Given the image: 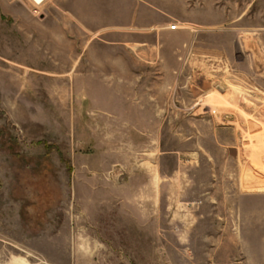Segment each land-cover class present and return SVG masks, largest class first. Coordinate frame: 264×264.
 I'll use <instances>...</instances> for the list:
<instances>
[{"label": "rangeland", "instance_id": "374dc122", "mask_svg": "<svg viewBox=\"0 0 264 264\" xmlns=\"http://www.w3.org/2000/svg\"><path fill=\"white\" fill-rule=\"evenodd\" d=\"M0 264H264V0H0Z\"/></svg>", "mask_w": 264, "mask_h": 264}, {"label": "crops", "instance_id": "0c3cea01", "mask_svg": "<svg viewBox=\"0 0 264 264\" xmlns=\"http://www.w3.org/2000/svg\"><path fill=\"white\" fill-rule=\"evenodd\" d=\"M138 17L140 18L138 13H135L133 16V19L129 23L116 27V28H120V30H117V31L114 30V31H109V32L101 31L104 29L105 26L102 24V20L97 18L96 20H90L89 21L90 24L88 22V26L86 27V30L89 34H91L90 35L91 37L94 35L98 37L100 36L102 39L100 41H102L101 43L103 45L121 43L123 45L130 44L131 45L130 48H165L166 47L164 43L165 40L166 41L170 40V38H174L176 36L179 37L182 33L181 31H183L179 27H178V30H175V32L169 31L167 27L157 28L153 30V25L151 24L147 26H143L142 28L141 25L136 23L139 21ZM130 27L134 28L133 30L135 31L132 33L127 32L126 31L127 28H130ZM121 28H125V29L121 30ZM111 37L113 39H110ZM115 37L116 38L118 37V40H115ZM97 46L99 45L97 44ZM90 48H93V46H91Z\"/></svg>", "mask_w": 264, "mask_h": 264}, {"label": "built area", "instance_id": "2783aa9c", "mask_svg": "<svg viewBox=\"0 0 264 264\" xmlns=\"http://www.w3.org/2000/svg\"><path fill=\"white\" fill-rule=\"evenodd\" d=\"M29 1L32 3V5L34 7V13H36L37 8L41 7L45 3L46 0H29ZM167 29L169 31H175L178 29V26L177 25H170V26H168Z\"/></svg>", "mask_w": 264, "mask_h": 264}, {"label": "bare ground", "instance_id": "6f19581e", "mask_svg": "<svg viewBox=\"0 0 264 264\" xmlns=\"http://www.w3.org/2000/svg\"><path fill=\"white\" fill-rule=\"evenodd\" d=\"M244 97V96H243ZM214 102V101H213ZM212 102V103H213ZM225 102V101H224ZM214 109V108H213ZM241 119V118H240ZM254 121V120H253ZM263 130V129H262ZM259 133V132H258ZM249 138V137H248ZM247 138V139H248ZM253 143V142H252ZM248 146V145H247ZM249 147V146H248ZM253 151H255V150H253ZM258 155V157H259V154H257ZM256 156V155H255ZM260 158V157H259ZM256 159H257V157H256ZM263 159V158H262ZM252 161H254V160H252ZM255 162V161H254ZM260 162V160H257V163H259ZM259 165V164H258ZM263 165V164H262ZM260 166V165H259ZM263 167V166H262ZM245 168H247V167H245ZM262 169V168H261ZM247 170V169H246ZM254 170V169H253ZM248 171H249V169H248ZM247 172V171H246ZM242 173V172H241ZM245 174V173H244ZM241 176V175H240ZM252 176V175H251ZM246 177V176H245ZM242 178V177H241ZM241 178H240V180H241ZM242 180H244V179H242ZM261 180H262V178H261ZM256 185V184H255ZM252 190V189H251Z\"/></svg>", "mask_w": 264, "mask_h": 264}]
</instances>
